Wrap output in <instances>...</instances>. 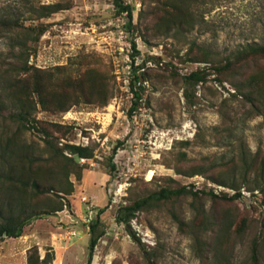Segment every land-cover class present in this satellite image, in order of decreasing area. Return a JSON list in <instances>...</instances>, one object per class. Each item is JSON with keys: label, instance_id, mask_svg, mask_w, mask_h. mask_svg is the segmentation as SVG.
I'll list each match as a JSON object with an SVG mask.
<instances>
[{"label": "rangeland", "instance_id": "374dc122", "mask_svg": "<svg viewBox=\"0 0 264 264\" xmlns=\"http://www.w3.org/2000/svg\"><path fill=\"white\" fill-rule=\"evenodd\" d=\"M122 1L134 7L132 30L127 28L125 14H117L113 0H0V21L12 23L11 29L0 32V100L6 99L2 85L13 75L9 72L19 61L17 42L26 39L24 29L29 27L46 28L36 45L28 39L29 45L36 48L30 64L47 71L59 66L75 70L77 66L73 62L96 55L115 88V94L104 107L75 105L62 115H52L39 108L35 113L40 121L72 128L67 135L58 133L55 145L60 147L77 140L81 131L88 135L86 129H93L100 138L109 137V142L105 148L91 142L94 154L102 153L103 160L95 167L85 165L82 180L74 175L70 177L74 193L63 200V211L32 219L19 238L0 240V264H26L28 250L34 246L39 247L41 256L49 252L56 258L57 248L53 246L56 241L73 244L64 264H89L90 225L97 218L102 221L106 234L96 246L90 264H223L224 257L227 264H251L257 239L260 264H264V205L261 204L264 194L258 189L254 191L259 193L256 197L234 203L214 201L208 196L196 203L190 196L153 202L132 219L152 237V244L145 243L132 226L118 223V206L112 209L108 206V188L114 179L110 164L118 149L124 151L125 170L120 180L127 183L122 206L158 191L168 183V178L181 185L195 183L199 189L208 190L205 176L186 177L174 166L167 165L169 161H177L180 152L187 154L184 163L178 162L182 167L192 169L202 161L226 164L228 169L231 167L237 172L239 184L243 182L242 152L264 159V106L257 108L242 96L231 99L230 93H236L237 89L231 81L218 82L213 70V66L246 45L264 43V0H194L195 9L200 13L195 28L159 37L151 29V16L146 15L150 0ZM29 2L60 3L64 9L49 18L32 20ZM17 21L24 28L17 27ZM193 43L199 49L191 55L204 57V53L209 52L211 62H194L187 57ZM133 60L136 65L144 64L138 72L145 74L140 99L130 86ZM205 67L210 68L211 74L207 82L197 86L195 103L191 105L185 96L183 77ZM254 68L252 63L241 69L236 67L230 75H248ZM6 105L9 107L0 115V153L3 154L5 148L12 151L22 146L32 152L33 158L45 162L53 155V150L47 146L43 135L22 128L14 118L17 109L9 101ZM225 117L237 120L238 137L242 142L218 139V129ZM183 141H191V144L186 147L177 144ZM89 171L102 175L98 179H103L96 182L90 178L88 193L84 187ZM253 174L250 176L252 185L256 183ZM242 189L252 192L247 186ZM93 193L102 200L97 201L96 196L90 195ZM53 195L45 197L57 201ZM84 196L95 205L89 224L85 222L89 213L82 202ZM195 204L203 210L202 214L193 206ZM242 220L247 221V228L241 233L238 227ZM201 221L203 229L198 230L196 226L201 225ZM229 222L235 224L227 234ZM78 224L87 234L82 239L77 237L79 234H68ZM198 237L200 244H197Z\"/></svg>", "mask_w": 264, "mask_h": 264}, {"label": "trees", "instance_id": "16d2710c", "mask_svg": "<svg viewBox=\"0 0 264 264\" xmlns=\"http://www.w3.org/2000/svg\"><path fill=\"white\" fill-rule=\"evenodd\" d=\"M150 2L151 6L146 15L147 17L150 15L153 20L151 29L156 37L167 36L173 32L192 31L200 17V13L195 9L194 0H150ZM113 4L118 15H126L127 28L132 30L134 7L125 4L122 0H113ZM28 7L32 20L49 18L64 9L60 3L42 5L29 2ZM7 21H0V32L12 28V23L7 24ZM15 25L24 28V25L19 24L18 21L15 22ZM24 30H26V39L17 42L19 61L17 64H13V70L9 72L13 74V77H7L4 86L2 85V94L6 99L0 100V115L9 107L6 105L9 101L13 108L17 109L14 118L20 122L21 127L42 134L47 146L53 150V155L44 162L42 159L33 158L32 152L22 146H18L12 151L10 148H5L4 153H0V240L5 237L19 238L23 236L24 227L32 219L63 211L65 207L63 200L74 193V184L70 182V177L74 175L80 181L86 171L84 165L80 164L79 158L94 156V147L92 146L81 147L67 144L60 147L58 144L55 145V140L59 139L58 133L60 136L67 135L72 131V128L59 123L38 120L35 116L38 109L52 115H62L75 105L99 108L106 106L115 94L114 85L109 82L102 68V62L96 55L86 56L79 62H73L77 66L75 70L59 66L47 71L30 64L29 59L33 54H36V48L34 45H29L28 39L36 45L46 32V28L29 27ZM133 47L136 52V45L134 44ZM195 49H199V47L193 43L187 52V57L190 60L211 62L209 52L204 53V57L192 56ZM263 60L264 43L246 45L234 55L227 57L224 62L213 66V70L218 75L216 80L221 84H224L225 81L232 82L237 92L230 93L231 99L242 96L257 108L264 106ZM251 63L255 68L250 74H242L241 77L237 74L230 75L231 70L236 67L241 69ZM143 68L144 64L136 65L133 60L131 66L133 76L130 79V86L137 99L141 98L142 83L145 80V74L138 73ZM209 69L205 67L183 77L185 96L191 105L195 103L197 86L208 81L211 74ZM234 76L237 79H234ZM218 130L219 140L221 138L224 141L230 140V142L241 140L238 137V122L235 118L225 117L224 124ZM177 144L186 147L191 144V141ZM67 152L72 157L68 156ZM178 155L177 161H167V165L174 166L179 174L186 177L202 175L205 176L203 178L207 182L227 187L236 193L216 194L214 189L208 187V190L199 189L195 184L181 185L175 179L168 178V183H165L166 185L158 191L145 198L134 200L126 206H121L117 214L118 223L129 225L138 212L148 209L153 202H166L182 196L192 197L195 203L207 196L214 201L234 203L242 199L241 190L244 186H247L252 192L258 189L264 194V159H260L259 155L253 156L246 151L242 152L241 166L244 171L241 175L243 182L240 184L237 182V172L231 170V167L228 169L226 164L202 161L192 169H187L180 165L187 160V154L180 152ZM110 167V173L113 174L115 170L113 163L110 164ZM252 173H254L253 181H256L253 185L250 177ZM48 194H54L55 200H60L54 201L51 197H45ZM261 204L264 205V200ZM193 206H196L201 214L203 213L198 205ZM203 224L204 222L201 221V225L198 224L196 228L203 229ZM234 224V222H229L227 234L231 232ZM180 225L184 227L183 222H180ZM246 228L247 221L242 220L238 227L239 232L242 233ZM89 233L88 263L90 264L96 246L106 234L100 218L90 225ZM196 240L197 244L201 243L200 237ZM258 245L257 239L250 257L251 264H260ZM54 259V254L49 252L42 259L38 246L28 250L27 264H52ZM223 262V264L228 263L226 257ZM150 264L155 263L151 262Z\"/></svg>", "mask_w": 264, "mask_h": 264}, {"label": "built area", "instance_id": "2783aa9c", "mask_svg": "<svg viewBox=\"0 0 264 264\" xmlns=\"http://www.w3.org/2000/svg\"><path fill=\"white\" fill-rule=\"evenodd\" d=\"M135 64H136V61H135ZM138 65H140V64H138ZM217 87H218V85H217ZM86 131L89 132L88 135L87 134L83 135V133L81 131L78 134L77 140H73L71 142H66V143L71 144V145H75V146H81V147H90L92 141L97 142L99 145H101L102 148H105L108 145L109 137H104V138L101 137L100 138L94 134L95 131H93V129H86ZM123 153H124V151L118 149L117 153L113 157V165L115 166V170L113 173L114 179L108 188V194L110 196V202H109L108 206L110 207V209L114 208L115 206H118L120 208L122 205H124L122 203L123 202L122 198L126 195V191H127V185L126 184L127 183H126V181L122 182V180H120L121 174L125 170V169L123 170L124 163L122 162ZM67 155L72 157V155L69 154L68 152H67ZM99 160H101V161L103 160V154L98 152V151L95 152V154L92 158H84V157L79 158V162L81 165H84V166L88 165L89 167H95ZM205 184L207 185L208 188L214 189L216 194H220L222 192H229V193H233V194L236 193V191H234L232 189H228V188L221 186V185H216L212 182H207ZM195 185L197 188H199V186L197 184H195ZM241 193H242V199L243 198H249L250 199V198H253L256 194H259L257 192H254V193L249 192L246 189H242ZM82 202L85 205H87V210H88L89 214L87 215V220H85V222L87 224H89L93 220L92 215L94 213L95 205H94V202L89 200L86 196H84L82 198ZM127 226L128 227L132 226L133 229L137 232L138 236H142V240L145 243L152 244V237L148 233H144L142 231V229L139 227V224L137 223L136 219L132 221V224L127 225Z\"/></svg>", "mask_w": 264, "mask_h": 264}, {"label": "crops", "instance_id": "0c3cea01", "mask_svg": "<svg viewBox=\"0 0 264 264\" xmlns=\"http://www.w3.org/2000/svg\"><path fill=\"white\" fill-rule=\"evenodd\" d=\"M93 172L89 171V173L86 175V178H85V189H87L88 193L90 192L91 190V185L89 184V179L92 178L93 181H96V182H101L103 178L101 179H98V176L102 177V175L100 174H91ZM93 185V184H92ZM96 186V185H94ZM92 197H95L96 195L93 193V194H90ZM98 199L97 201L99 200H102L100 199V197L96 196ZM73 221L72 219H68V221ZM80 224H78L77 226H74L72 227L71 231L68 232V234H71L73 236H75L76 234H79V239H82L85 235H87L83 229H81V226ZM75 234V235H74ZM58 235H62V234H58ZM53 246H55V248H57V251H56V258L54 260V264H64V261H65V258L68 254V251L71 250V248L73 247V244L71 245H64L62 242H55L53 244ZM30 249V248H29ZM43 258V256H42ZM26 264H27V261H26Z\"/></svg>", "mask_w": 264, "mask_h": 264}, {"label": "bare ground", "instance_id": "6f19581e", "mask_svg": "<svg viewBox=\"0 0 264 264\" xmlns=\"http://www.w3.org/2000/svg\"><path fill=\"white\" fill-rule=\"evenodd\" d=\"M153 175V172H150V176H152Z\"/></svg>", "mask_w": 264, "mask_h": 264}, {"label": "water", "instance_id": "95a60500", "mask_svg": "<svg viewBox=\"0 0 264 264\" xmlns=\"http://www.w3.org/2000/svg\"><path fill=\"white\" fill-rule=\"evenodd\" d=\"M130 228V227H129ZM136 239V237H134Z\"/></svg>", "mask_w": 264, "mask_h": 264}, {"label": "clouds", "instance_id": "9594fccd", "mask_svg": "<svg viewBox=\"0 0 264 264\" xmlns=\"http://www.w3.org/2000/svg\"><path fill=\"white\" fill-rule=\"evenodd\" d=\"M43 259V258H42Z\"/></svg>", "mask_w": 264, "mask_h": 264}]
</instances>
